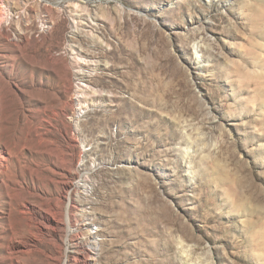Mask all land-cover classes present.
<instances>
[{
  "label": "rangeland",
  "instance_id": "1",
  "mask_svg": "<svg viewBox=\"0 0 264 264\" xmlns=\"http://www.w3.org/2000/svg\"><path fill=\"white\" fill-rule=\"evenodd\" d=\"M1 157L0 264H264V0H0Z\"/></svg>",
  "mask_w": 264,
  "mask_h": 264
},
{
  "label": "bare ground",
  "instance_id": "2",
  "mask_svg": "<svg viewBox=\"0 0 264 264\" xmlns=\"http://www.w3.org/2000/svg\"><path fill=\"white\" fill-rule=\"evenodd\" d=\"M79 79L81 80V79H83V75L81 76V77H79ZM81 113H83V112H81ZM10 156V155H9ZM6 158L5 157H1L0 158V167H3L4 166V163L6 162ZM5 167V166H4ZM83 181V180H82ZM87 184V183H86ZM85 187V186H84ZM83 187V188H84ZM90 187V186H89ZM87 188V187H86ZM85 189V188H84ZM84 189H83V191H84ZM85 191H87L86 189H85ZM89 191V190H88ZM70 203H71V206H70V209H69V212H68V216H69V222H70V217H71V213H70V211L71 212H74V210H76L77 208H78V206L79 205H82V203L81 202H79V201H75V200H73V199H71L70 200ZM86 209V208H85ZM84 213V217L86 218V224H88V229H90V227H91V215H90V213H87L86 211H84L83 212ZM71 225V224H70ZM93 228V227H92ZM91 228V229H92ZM90 229V230H91ZM79 230H81V229H79L78 227H77V229H75L73 232H72V234L74 235V236H79ZM89 230V231H90ZM90 237H91V240L92 241H97L96 239H97V237L94 235V233L93 232H91L90 231ZM90 251H97V247H96V245H92V246H90V249H89V252ZM84 253L85 254H89L87 251H84ZM91 253V252H90ZM87 257V256H86ZM86 257L85 258H83L84 259V263L85 264H88L87 263V259H86Z\"/></svg>",
  "mask_w": 264,
  "mask_h": 264
}]
</instances>
